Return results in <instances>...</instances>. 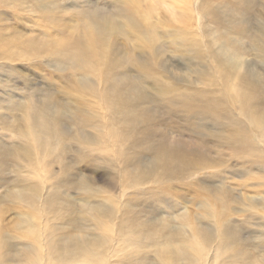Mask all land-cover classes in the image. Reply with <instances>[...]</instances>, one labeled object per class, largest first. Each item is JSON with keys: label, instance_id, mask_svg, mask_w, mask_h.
Listing matches in <instances>:
<instances>
[{"label": "rangeland", "instance_id": "rangeland-1", "mask_svg": "<svg viewBox=\"0 0 264 264\" xmlns=\"http://www.w3.org/2000/svg\"><path fill=\"white\" fill-rule=\"evenodd\" d=\"M229 1L223 5L222 0H0V162L11 157V130L25 123L16 104L35 102L40 113L53 108L59 115L55 124L58 134L68 138L61 135L60 148L51 156L56 161L50 176L40 170L50 187L49 191L41 190V196L54 195L52 205L66 200L78 207L84 188L72 185L88 180L99 189L98 201L111 209L114 217L106 229L97 223L89 225L86 235L114 234L119 225L126 234L156 240L166 231H177L184 208L192 216L196 214L194 189L207 195L212 185L210 180L206 185L198 182L197 176L203 177V172L194 173L197 186L194 175L184 177L179 172L182 155L193 159L196 140L193 120L182 113L181 100L188 94L192 101L193 91L207 88L198 77L201 62L191 41L202 42L200 49L205 56L217 50L222 55L231 51L252 58V47L247 44L252 41V32L264 26V0H241L243 13L232 6L239 0ZM214 2L222 16L241 14L238 19L243 26H232L236 30L232 34L221 29L224 37L221 32L217 37L215 30L220 29L209 19ZM95 19L103 20L104 25L100 27ZM244 28L247 31L242 34ZM220 36L228 41L223 49L218 48ZM80 47L84 56L76 59ZM142 61L151 64L149 77L142 76ZM203 62L212 63L207 58ZM252 66L259 68L256 63ZM84 112L93 116V127L77 121L84 118ZM81 133L95 145L76 139ZM200 151L221 156L234 168L241 163L212 149ZM64 165L70 167L66 170ZM240 165L238 168H243ZM62 175L69 178H60ZM0 176L13 178L8 164L0 165ZM225 176V185L234 187V193H259L256 202L264 199V185L256 188L257 192L251 181L235 186L232 182H240V178L233 175L231 179L228 172ZM0 205L13 206L9 201ZM241 207L228 222L237 236L253 234L256 238L258 234L243 227L246 218ZM48 211H39V221L41 226L54 229L59 220ZM14 221L11 212L5 223L10 227ZM259 221V216H254L250 222ZM63 226L73 224L67 220ZM112 243L120 245L115 239ZM125 248L120 256L110 251L100 264L192 263L170 258L169 252L156 255L153 246ZM258 252L259 263L264 264V250Z\"/></svg>", "mask_w": 264, "mask_h": 264}, {"label": "bare ground", "instance_id": "bare-ground-1", "mask_svg": "<svg viewBox=\"0 0 264 264\" xmlns=\"http://www.w3.org/2000/svg\"><path fill=\"white\" fill-rule=\"evenodd\" d=\"M229 2L222 0L223 5ZM237 3L232 5L236 8H232L243 13L241 0ZM239 15L222 16L219 4L214 2L209 19L220 29L215 30V35L218 37L221 32L224 37L221 29L230 34L235 33L232 26H243V21L238 19ZM103 19L107 22V19ZM95 21L100 27L104 25L101 19ZM258 28L252 32V41L247 44L252 47V58L233 54L229 50V55L214 50L215 54L211 55L210 52V55L205 56L200 49L202 42L195 39L191 41L196 48L195 54L198 53L197 60L201 62L198 77L206 82L207 88L193 91L192 101L188 94L181 100L182 113L193 120V137L196 140L193 159L186 160L182 155L179 172L184 177L194 175L196 186V175L203 172V177L197 176L198 182L206 185V181L210 180L212 185L207 195H203L198 188L194 189L196 214L192 216L184 208L179 217V229L175 232L166 231L158 236L159 240L150 236L126 234L121 225L116 227L114 234L104 232L103 235H86L90 230L89 225L95 226L97 223L100 228L106 229L114 217L113 211L98 201L99 189L88 180H79L72 185L84 188L85 196L78 207L71 206L66 200L52 205L54 195L41 196L40 191H49L50 187L47 180L40 176V170L43 169L50 176L49 171L56 161L51 156L55 149L60 148L61 138L68 137L65 138L60 132L58 134L55 124L59 121V115H56L53 108H45L44 113H40V107H36L35 102L16 104L25 123L16 124L11 130V138H14L8 149L11 157L8 161L6 158V161L0 162V165L8 164L14 174L12 179L0 176V187L3 189L0 202L9 201L13 205L12 208L0 205V264H100L110 251L120 256L128 249L126 245L129 248L153 246L156 255L169 252L170 258L187 259L192 262L190 264H260L257 251L264 250V230L260 232L264 229V199L256 202L259 193L244 195L236 191V196L235 188L224 183L228 177L225 173L228 172L231 179L233 175L240 178V182H232L235 186L251 181L257 191L256 188L264 185V26L260 30ZM246 31L244 28L241 33ZM224 44H228V41L222 38L218 48L226 47ZM232 44L230 40L229 45ZM76 55V59H82L83 48L80 47ZM205 58L212 63H204ZM252 63H256L259 68L253 67ZM150 66L148 61H142L139 65L143 77H149ZM77 121H81L84 126H92L93 116L84 112V118H77ZM76 139L89 145L96 143L83 133L76 136ZM200 149H212L217 154L238 160L243 168H238L241 167L238 163L234 164L235 169L221 156L205 155ZM259 165L262 167L259 168ZM69 167L64 165L66 170ZM173 172L175 170H171ZM60 178L69 176L62 175ZM239 206H242L246 218L243 227L248 232L258 234L256 238L252 237L253 234L237 236V230L228 222L229 218H234V211ZM47 208L59 220L60 225L54 229L40 224L39 211ZM11 212L14 213L15 221L8 227L5 221ZM254 216H259L260 221L256 224L250 222ZM67 220L73 226H63ZM86 221L90 224H86ZM208 223H211V227ZM113 239L120 242V245L114 247ZM22 240L27 243L24 244ZM262 257L263 252L260 254Z\"/></svg>", "mask_w": 264, "mask_h": 264}]
</instances>
